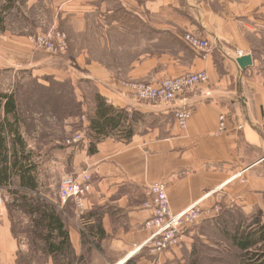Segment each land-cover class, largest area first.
<instances>
[{"label":"crops","instance_id":"1","mask_svg":"<svg viewBox=\"0 0 264 264\" xmlns=\"http://www.w3.org/2000/svg\"><path fill=\"white\" fill-rule=\"evenodd\" d=\"M0 3V77L36 82L37 88L50 92L46 101L61 98V87L67 86L82 113L81 118L64 115V131L60 133L58 123L44 141L31 135L21 113L24 143L19 155L27 166H36V187H20L19 177L0 186L14 199L36 193L41 201L56 204L70 241V257L60 253L62 261L188 264L195 246L192 229L185 231L178 247L161 255L136 250L151 233L145 228L151 216L144 207L145 189L155 181L166 183L174 213L196 204L202 220L239 213L248 232L264 226V0ZM52 27L68 34L69 49L63 55H51L33 44L34 35ZM188 32L208 38L214 50L202 55L190 48L183 39ZM238 50L252 56L251 66L240 67ZM199 71H206L209 81L170 103L138 101L123 85L155 84L164 77ZM12 86L0 96V151H8L9 158L14 133L7 120L13 122L14 117L5 114L4 105L6 95L17 96ZM98 96L109 107L100 118ZM180 107L193 111L186 129L175 117ZM222 115L226 130L218 132ZM92 119L99 120L102 129L92 128ZM83 127L89 144L64 143ZM83 173L91 175L92 190L81 218L72 202L59 203L58 191L56 200L39 193L51 176L61 182L64 176ZM13 223L7 206H1L0 264H22L20 257L32 248L27 237L14 232ZM42 242L49 252L40 264H57V252ZM225 248L220 242L212 246V263L243 264L241 257H221Z\"/></svg>","mask_w":264,"mask_h":264},{"label":"built area","instance_id":"2","mask_svg":"<svg viewBox=\"0 0 264 264\" xmlns=\"http://www.w3.org/2000/svg\"><path fill=\"white\" fill-rule=\"evenodd\" d=\"M184 42L199 54L206 55L214 50V45L208 38L196 33L188 32L183 36ZM36 48L42 49L51 55H63L69 49V37L65 31L52 27L46 31L37 33L32 37ZM237 54L244 56L243 50ZM209 81L206 71L187 72L176 77H164L157 83H143L136 81H124L123 85L128 93L138 101H160L170 103L176 101L179 96ZM207 95H210L208 92ZM192 109L180 107L175 111V117L182 129H186L192 117ZM85 117H83V120ZM226 116L220 117L218 132L226 130ZM88 129H78L71 136L64 139L68 146L89 144ZM92 190L91 175L88 173L64 176L60 182L58 197L61 205L72 202L75 213L82 217L87 209L88 196ZM146 201L144 207L151 210V216L145 223V228L151 231L145 242L136 247V250L147 249L151 255H161L166 251L178 247L182 236L188 229H192L202 221V211L196 204L174 213L170 208L167 185L163 181H155L146 186ZM6 202V194L0 187V207Z\"/></svg>","mask_w":264,"mask_h":264},{"label":"rangeland","instance_id":"3","mask_svg":"<svg viewBox=\"0 0 264 264\" xmlns=\"http://www.w3.org/2000/svg\"><path fill=\"white\" fill-rule=\"evenodd\" d=\"M0 7H3L2 3H0ZM10 85H13L12 87L13 89L15 88V92L17 91V97L21 104V113L27 120L31 135H35L34 137L36 140L44 141L45 138H47L46 136L52 133V129H56V124L58 123H61L59 129L60 133L61 131H64L62 120L64 115H67V113L64 111V107L70 106L71 109L74 107L71 105V99L67 95V92L65 93L67 99L65 102L61 101V104L58 103V100L56 101L55 98L53 100L46 101L45 99L50 96L48 95L50 92L46 89L37 88L36 82L31 81L30 79L20 82L18 81V78L13 79L9 78L8 76H2L0 77V96L1 94L4 95L6 90L11 92L12 88H10ZM91 92L93 91L91 90ZM81 116V112L77 114V117L81 118ZM58 118L61 119V122H59ZM52 119L55 120L52 121ZM37 130L38 134H36ZM33 157H36V153H34ZM33 174L35 176L37 175L36 169ZM59 186L60 179H52L51 176L48 180V185L40 186L38 190L39 193L47 195L48 199L53 198L56 200V193ZM9 193L10 190L7 189L5 192L7 198L3 206H7L13 218L14 232L17 233V235L21 234L27 237L30 240V244L32 245V248L28 250V255H22L20 257V261L22 264H40L47 259V254L49 252V248L47 245L45 246L46 243L42 242V240H45L44 237L47 233V230L43 228L40 231L41 235H38L35 232V229L37 225L36 221L39 219L37 216L39 215H36V218L32 217L28 212V204L26 205V202L23 200L22 196L19 195L18 199H14L15 197L11 198ZM40 198L41 195L36 193L34 195H30L28 199L31 203L29 204L36 206L40 201ZM51 203L52 201L50 200L49 204ZM51 205H53V203ZM53 206L57 212L58 208L56 204ZM229 219L231 220V225H229ZM241 227L245 228L246 222L245 218L242 215H239V213L237 216L234 215L231 218L220 216L214 219L202 220L197 226L190 230L194 232L192 239L195 243V246L189 254L188 264H214L211 261L213 256L212 254H214L212 246L219 242L221 245H226V248L224 249L226 251L221 252V257L225 256L226 258H242L244 253L235 246L233 240L234 232L236 229H240ZM56 242H59V239H56ZM43 245L44 247L41 248ZM60 253L63 254V251L57 252L56 255L58 257H56V263L66 264L67 261L64 262L62 261V258H60ZM65 255L66 257H70V252H65Z\"/></svg>","mask_w":264,"mask_h":264},{"label":"trees","instance_id":"4","mask_svg":"<svg viewBox=\"0 0 264 264\" xmlns=\"http://www.w3.org/2000/svg\"><path fill=\"white\" fill-rule=\"evenodd\" d=\"M61 98L54 97L58 103L65 102L66 92L69 96L68 87H61L60 90ZM6 103L4 105L5 114H11L14 117L13 122L7 120V124L9 126L10 131L14 133L13 144L14 150L12 151V156L9 158L8 151H0V186L8 184L9 179L11 177H19L20 182L19 185L29 187L30 189H34L36 186L32 180L33 172L36 167L34 165L27 166L22 161L20 157V149L23 147V141L20 137V123L22 119L21 110H20V101L18 97L13 93L11 95H6ZM50 98V96H49ZM71 105H73V109L69 107H64V111L72 116H77L81 112L80 105L76 103L71 97ZM98 118L104 116L109 107H106L102 103V99L98 96ZM92 128H101V124L99 120L92 119ZM4 138L0 136V144L4 145ZM92 149H90L91 151ZM11 164V165H10ZM17 192H20L18 190ZM22 196V195H21ZM23 200L28 204V212L30 215H39V219L36 221V229L35 232L38 235L40 231L45 228L47 229V233L44 239L49 243V247L51 251L61 252L65 255V252H70V241L69 235L64 230V223L62 219H59L56 215L55 207L49 203H45L44 201H39L37 205L29 204L31 203L27 196H22ZM36 218V217H35ZM56 231L58 233L56 234ZM60 237L59 244L56 243V239ZM234 244L237 245L238 249H240L244 255L242 259H244L243 264H264V226L260 227L257 231H247L245 228L236 229L233 234ZM261 244V245H260ZM66 250V251H65ZM62 254V253H61ZM259 261V262H258ZM261 261V262H260Z\"/></svg>","mask_w":264,"mask_h":264},{"label":"water","instance_id":"5","mask_svg":"<svg viewBox=\"0 0 264 264\" xmlns=\"http://www.w3.org/2000/svg\"><path fill=\"white\" fill-rule=\"evenodd\" d=\"M237 63L240 65L242 69L247 68L252 65V56L247 54L236 59Z\"/></svg>","mask_w":264,"mask_h":264}]
</instances>
